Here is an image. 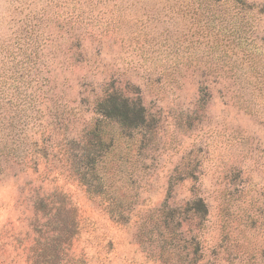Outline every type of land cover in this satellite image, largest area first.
I'll use <instances>...</instances> for the list:
<instances>
[{
    "label": "rangeland",
    "instance_id": "1",
    "mask_svg": "<svg viewBox=\"0 0 264 264\" xmlns=\"http://www.w3.org/2000/svg\"><path fill=\"white\" fill-rule=\"evenodd\" d=\"M0 264H264V0H0Z\"/></svg>",
    "mask_w": 264,
    "mask_h": 264
},
{
    "label": "trees",
    "instance_id": "2",
    "mask_svg": "<svg viewBox=\"0 0 264 264\" xmlns=\"http://www.w3.org/2000/svg\"><path fill=\"white\" fill-rule=\"evenodd\" d=\"M102 104L105 105L106 107V111L104 113V115L106 117H112L114 118L121 126H123L124 128L126 127H139L140 125L143 124V122L145 121V117H146V113L144 112L143 108H137V102L132 104L131 102L128 101V99H119L117 97L114 96H109L107 99H104ZM98 133V132H97ZM86 145L84 148V154H83V158L86 160L87 164L90 165L88 159L90 160V162H92V170L89 172H85L83 173L84 176H82L83 181L88 185L89 188H91L94 191H101L102 189H105V179L103 181V178L101 176H99V168L98 166H96L95 164V158L97 157V155L92 151H90V149H92L93 147V140L95 138L98 137V139L101 140V138H103V133H100V137L98 136V134H96L95 129H89V131L86 134ZM94 162V163H93ZM82 166H80L81 168ZM87 166H85L84 168H86ZM88 168V167H87ZM88 173H90L91 179L92 180H88ZM95 178H97V184L95 186H93V176ZM94 187V188H93ZM108 193V192H107ZM124 200H125V196L120 195V194H116L114 193V195L111 197V202H109V205H111V211L113 213H111L112 216L115 215V219H123V216L125 214V210L123 209V205H124ZM58 203L61 204L62 207H65L67 205H71V202H65V199H61L56 201ZM44 201L40 200L39 202V206H36L38 209L42 208L44 206ZM202 205H204L205 209L201 210V208H197L195 207V210L198 212H207V208L205 206V203L202 201ZM61 208V207H60ZM115 213V214H114ZM71 229L69 224L66 222L64 224L63 228L60 229H54V236L57 235V239H60L61 237H71ZM73 233V232H72Z\"/></svg>",
    "mask_w": 264,
    "mask_h": 264
}]
</instances>
